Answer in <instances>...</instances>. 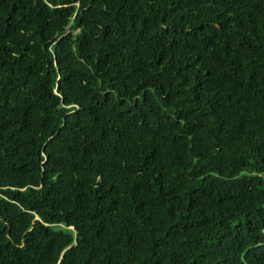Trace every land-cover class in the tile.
Listing matches in <instances>:
<instances>
[{"label": "trees", "instance_id": "trees-1", "mask_svg": "<svg viewBox=\"0 0 264 264\" xmlns=\"http://www.w3.org/2000/svg\"><path fill=\"white\" fill-rule=\"evenodd\" d=\"M0 264H264V0H0Z\"/></svg>", "mask_w": 264, "mask_h": 264}]
</instances>
